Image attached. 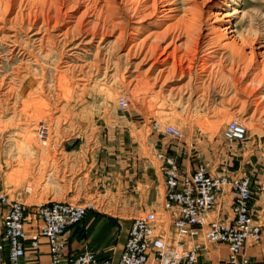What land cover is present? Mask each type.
<instances>
[{
	"label": "rangeland",
	"instance_id": "374dc122",
	"mask_svg": "<svg viewBox=\"0 0 264 264\" xmlns=\"http://www.w3.org/2000/svg\"><path fill=\"white\" fill-rule=\"evenodd\" d=\"M41 1L0 0V189L26 207L71 202L128 227L135 215L143 214V197L134 180L125 178L127 164L137 143L145 149L151 136L166 137L153 129L156 123L172 126L181 131V144L211 158L218 155L220 173L250 180L261 227V241L254 248L264 259V116L255 110L264 89L257 90L253 75L231 77L230 71L238 67L242 73L245 63L220 44L214 59L218 64L210 66L211 73H201V57L191 52L195 40L187 46L181 27L148 50L152 34L165 26L143 28L153 18L133 16L121 0L106 11L102 0H68L64 5L56 1L54 6L45 0L47 10L41 9ZM171 2L182 9L186 0ZM235 2L221 9L240 11L232 22L235 35L239 40L258 37L264 43V0ZM178 12L181 16L180 10L174 15ZM174 34L181 37L179 51L187 58L181 54L173 71L169 61L160 73L163 68L152 65ZM249 47L243 48L244 54ZM120 97L127 99L124 109L118 106ZM234 118L245 126L246 135L228 142L222 130ZM146 153L151 156L148 149ZM193 159L190 173L199 160L209 169L201 155ZM109 168L119 172L117 178ZM162 193L153 179L147 204L157 205ZM152 209L157 224L163 223L168 212ZM170 222L173 227L172 218ZM174 236L171 228L164 237L171 242Z\"/></svg>",
	"mask_w": 264,
	"mask_h": 264
},
{
	"label": "built area",
	"instance_id": "2783aa9c",
	"mask_svg": "<svg viewBox=\"0 0 264 264\" xmlns=\"http://www.w3.org/2000/svg\"><path fill=\"white\" fill-rule=\"evenodd\" d=\"M117 103L121 109L127 107L125 97H120ZM153 129L172 140L182 137L181 131L172 126L156 123ZM245 135V126L235 118L222 130V137L228 142L240 141ZM155 159L161 163L165 186L162 208L173 220L174 240L169 242L162 236L155 212L147 211L132 220L116 261L97 258L90 251L67 257L63 235L84 219L88 207L65 201L26 207L0 189V264H21L26 249L38 251L41 239L47 243L49 264H199L200 249L184 244V238L199 234L207 243L227 247V264H264L244 253L247 242L261 241V227L254 214L247 177L232 178L225 170L212 174L201 160L193 173H182L176 157L167 152H157ZM226 188L232 195L231 221L209 219L208 214L215 210L218 196ZM26 227L32 230L30 235L26 234Z\"/></svg>",
	"mask_w": 264,
	"mask_h": 264
},
{
	"label": "crops",
	"instance_id": "0c3cea01",
	"mask_svg": "<svg viewBox=\"0 0 264 264\" xmlns=\"http://www.w3.org/2000/svg\"><path fill=\"white\" fill-rule=\"evenodd\" d=\"M154 137L155 136H151L149 142L145 144L146 150L141 146V144H136V151L134 152V155L131 157L128 164L126 163L129 165V168L124 171L125 174H127L125 175V178L134 180L133 186L137 188L139 197H143V204L141 205L142 213L153 210L152 208L165 211L162 208L165 186L164 179L161 174V163L155 158L153 159L157 152L169 151L171 154L176 155L181 169L185 173H190L192 171L194 156L201 155L208 163L210 172L215 175L220 174V171L218 170L220 163L218 155L216 158H211V155L204 151L200 152L199 148L195 146H185L181 144V140H170L168 137H163V139L159 140L156 139V137L154 139ZM210 147L213 151L216 148L212 144ZM147 149L151 156H148L146 153ZM122 165V160H119V171ZM109 172L111 177L113 176L117 178L119 175V172L112 171L111 168H109ZM153 179H156L159 185L163 188L161 199L155 206L147 204V196L148 192L152 188ZM231 204L232 195L230 189L226 188L219 194L217 206L213 212L208 214V218L221 219L226 222H230L232 219ZM135 217L136 215L133 219ZM166 217H164L163 223L157 224V228L160 229L163 237H166V234L168 233L170 234L171 228L173 230L170 222L171 217L168 213L166 214ZM165 223L168 224V232L164 229L166 226ZM131 224L132 222L128 227H124L121 225V222L99 211L90 213L87 212L84 219L78 225L68 228L64 233L63 239L65 242V255L67 257H73L84 251H90L95 254L97 258H110L116 261L120 257ZM25 231L27 235H30L32 232V230L28 227H26ZM184 244L187 248H193L195 246L200 248L199 264H227V247L223 244L205 242L202 234H199L196 237L184 238ZM255 245L256 244L247 242L244 249L245 255L255 261L264 260L263 256L256 252L257 250L254 248ZM25 246L28 247V242L25 243ZM257 257L261 259L258 260ZM49 263L50 255L48 253V247L45 239L40 240V247L38 251L27 248L25 257L21 262V264Z\"/></svg>",
	"mask_w": 264,
	"mask_h": 264
},
{
	"label": "bare ground",
	"instance_id": "6f19581e",
	"mask_svg": "<svg viewBox=\"0 0 264 264\" xmlns=\"http://www.w3.org/2000/svg\"><path fill=\"white\" fill-rule=\"evenodd\" d=\"M47 1L50 3V5H53V6L56 1H61L59 3L60 4L62 3L63 5L65 3H68V0H47ZM146 1L148 0H121V3L123 6L128 8L129 11H131L133 16L140 14L138 17L139 19H143V21L149 18H153L151 19L149 23L147 21H146L147 23H143L144 24L143 28H147L148 24L152 25L153 27L157 29L165 26L164 27L165 29L161 30L162 32L160 31L157 32L158 30H156V32L154 33V36L152 34L151 37L153 38L149 39V40H152L151 42L152 46L149 45L148 50L150 49L153 50L155 44L159 43L162 40V36L164 34L168 35V33L170 34V32L175 31L176 28L179 29V27H181L186 32L185 34H186V45L187 46H191L192 40L193 39L195 40L193 41V45H192L193 49L191 52H193L192 55L199 54L200 55L199 57H201V60H200L201 61V68H200L201 73H211V70L210 71L208 70V69H211L210 66L212 65L211 67H214L216 66L215 64H218V62H216L214 59L216 58L218 54L217 47L218 46L220 47V44H221L222 45L221 47L224 46L225 48L230 50L232 57L234 56L239 57L242 63L244 62L246 65V68L244 71H242V73L238 72L239 70L238 67L237 69L235 68L233 70L229 69L231 70L230 71L231 77L235 80L238 77V75H240L241 79L242 77L248 78V75H253L254 78H252L253 81L252 80L251 81L253 82L254 85L259 86L257 90L261 91L262 89H264V43L263 41L260 40V38L258 37H254L249 40H243V39L239 40L238 37L235 35V31L233 30L234 25L232 24V22L234 18L236 17L235 15L240 13V11L236 9L235 7H232L231 12L229 11L221 12L222 8L229 6L227 2H232V4H236L235 2L236 0L235 1L186 0V2L183 3L182 5L183 6L182 9H179V7L175 5L176 3L174 4V2H171V0H154L153 4L151 3L152 5L150 6H148V3L146 4ZM41 2L42 3L40 6L42 10H47L46 8L48 9L50 8L49 5H46L45 0H42ZM114 2L115 0H102L103 4L102 3L101 4L103 6H101V8L103 7L105 11L106 9L110 8V6H112L111 8H114ZM58 5H55V6H58ZM60 7L58 6L57 8L59 9ZM70 8L72 9V7ZM95 8L94 10H97ZM54 10H55V7H54ZM175 10L176 11L180 10V12H182L181 16H179V12L177 13V16L174 15ZM85 13L86 11H84V14L82 12L81 17H84ZM46 19L48 20V18ZM171 20L172 22H170ZM168 22L169 24H167ZM181 30L182 29H180V31ZM180 39L181 37L179 35L178 36L175 35L171 38L168 44H166L164 47H161V49L160 47L158 48L160 49V53L158 55V58L154 61L155 63L154 64L152 63L153 64L152 68H154V66H157V65L163 68L166 64H168L169 61H171L173 65L172 67L173 69L171 68L170 69L172 71L174 70V67H175L174 63L176 59L180 58L179 56L181 54L182 55L184 54L179 51L178 43ZM246 45L250 46L248 54H244L242 51ZM189 54L188 55L191 56V53ZM185 56L183 55L182 57L184 58ZM186 58L187 57H185L184 60ZM194 58H196V56H194ZM180 60L182 61V59ZM220 63L221 62H219V64ZM164 70L165 68H163L160 71V73H162ZM243 72H245L244 76H243ZM255 110L257 112H260L261 113L260 115L264 116V96L258 100L255 106Z\"/></svg>",
	"mask_w": 264,
	"mask_h": 264
}]
</instances>
